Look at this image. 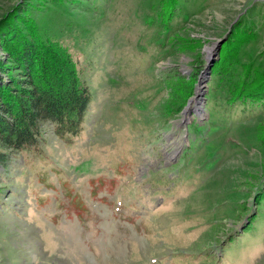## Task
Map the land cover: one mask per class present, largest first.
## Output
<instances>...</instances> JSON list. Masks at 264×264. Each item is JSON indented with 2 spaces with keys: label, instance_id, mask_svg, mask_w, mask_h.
Masks as SVG:
<instances>
[{
  "label": "rangeland",
  "instance_id": "374dc122",
  "mask_svg": "<svg viewBox=\"0 0 264 264\" xmlns=\"http://www.w3.org/2000/svg\"><path fill=\"white\" fill-rule=\"evenodd\" d=\"M14 7L92 95L70 142L0 144V264H264V0Z\"/></svg>",
  "mask_w": 264,
  "mask_h": 264
},
{
  "label": "trees",
  "instance_id": "16d2710c",
  "mask_svg": "<svg viewBox=\"0 0 264 264\" xmlns=\"http://www.w3.org/2000/svg\"><path fill=\"white\" fill-rule=\"evenodd\" d=\"M24 12L14 7L0 19V144L10 152L38 149L44 122L70 142L82 129L92 95L71 52L33 23L21 25ZM230 38L222 46L224 60L234 42L242 41ZM255 85L249 83L246 92ZM243 93L236 89L234 98Z\"/></svg>",
  "mask_w": 264,
  "mask_h": 264
},
{
  "label": "bare ground",
  "instance_id": "6f19581e",
  "mask_svg": "<svg viewBox=\"0 0 264 264\" xmlns=\"http://www.w3.org/2000/svg\"><path fill=\"white\" fill-rule=\"evenodd\" d=\"M198 106V105H197Z\"/></svg>",
  "mask_w": 264,
  "mask_h": 264
},
{
  "label": "water",
  "instance_id": "95a60500",
  "mask_svg": "<svg viewBox=\"0 0 264 264\" xmlns=\"http://www.w3.org/2000/svg\"><path fill=\"white\" fill-rule=\"evenodd\" d=\"M223 42V41H222Z\"/></svg>",
  "mask_w": 264,
  "mask_h": 264
}]
</instances>
